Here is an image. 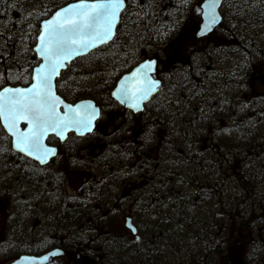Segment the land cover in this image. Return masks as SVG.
I'll return each mask as SVG.
<instances>
[{
  "label": "flooded vegetation",
  "instance_id": "1",
  "mask_svg": "<svg viewBox=\"0 0 264 264\" xmlns=\"http://www.w3.org/2000/svg\"><path fill=\"white\" fill-rule=\"evenodd\" d=\"M24 2L22 4L25 6ZM14 5L15 0H0V90L7 85L13 86V78L22 79L23 74L27 75L28 70L31 68L32 71L38 62L33 50L28 54L26 50L25 54L22 50L13 53V17L19 18V14L13 12ZM199 26L189 33L198 44L189 60L181 59L188 60L187 65L191 64V57L196 56L199 48L207 44L208 36L198 37ZM188 47L184 37L171 48L175 63L179 59V52ZM261 66L264 67V64ZM255 70H258L256 66ZM254 78L261 80L264 76ZM260 86L255 89L261 95L264 89ZM59 91L66 95L62 85H59ZM94 95L99 96L96 92ZM218 98L205 99L200 106L197 103L196 108H192L188 114L196 116V119L191 117L187 119L188 123L192 126L194 121L203 120L202 132L227 130L224 117L213 121L208 130L206 128L209 125L208 115L221 112V102L225 98ZM253 99L264 100V96ZM158 100L153 97L142 111L135 112L121 106L111 96L98 97L96 104L101 112L91 131L83 135L69 132L65 138L55 134L47 136L46 149L49 146L57 150L47 163L17 152L13 136L6 132L0 119L2 264H12L22 255L43 257L36 264H110L116 247H121L124 253L130 255L136 250L139 254L142 250L139 264H178L166 249L150 254L152 263L148 257H144L147 246L153 242L148 238L154 237L156 231L150 216H158L161 207L170 206L169 201L176 193L172 168L168 169L170 161H165L162 154L168 151V146H176L161 144L162 138L156 144L153 138L155 132H177V128L173 120L169 122L163 119L162 111L166 106L159 104ZM260 108L264 110V102ZM220 119L224 123L222 127ZM22 127L24 130L25 125ZM203 128H206L205 131ZM203 140V152L208 154L212 146L210 139L205 137ZM179 153L183 155L184 151L179 150ZM168 156L171 158L172 154ZM148 159H154L156 164L146 166ZM20 167L38 170L40 173L34 181L36 183H32L30 176L17 182L15 173ZM186 167L188 172L195 170L192 160L188 161ZM221 168L223 170L224 166ZM109 169L124 171L132 176L122 181L114 180L107 175ZM13 182L19 185L24 183L25 186L19 190L13 187ZM168 183L170 186L167 188ZM128 201L131 202L130 206ZM13 205L17 208H13ZM136 215L142 218V223L135 219ZM236 215L233 212L235 218ZM235 218H226L229 223L227 229L218 226L215 241L220 247L217 254L223 258L224 264H264V231L251 230L246 235L241 233L236 237L234 229L230 233L235 226ZM129 225L136 231H132ZM115 236L125 240L120 242ZM212 244L215 243L212 241ZM13 250L19 252L13 255ZM111 252L115 253L111 255ZM129 261L127 264H130Z\"/></svg>",
  "mask_w": 264,
  "mask_h": 264
},
{
  "label": "trees",
  "instance_id": "2",
  "mask_svg": "<svg viewBox=\"0 0 264 264\" xmlns=\"http://www.w3.org/2000/svg\"><path fill=\"white\" fill-rule=\"evenodd\" d=\"M24 1L15 0L13 9L14 13L19 14L18 19L13 17V53L22 48L21 50H26L28 54L35 44L36 36L39 32L38 19L45 17L57 7L71 0H42L41 3L38 0H29L34 3H29L27 6L22 4ZM148 1L152 3V9L147 8L143 11V7H145L144 5ZM183 1L143 0V3H141V0H129V5L123 14L116 39L108 46L98 50L104 51L118 48L119 53L121 51L125 52V57L127 58L115 65V63L111 62V59L113 60L114 57L108 54L109 60H105L103 65L96 63L97 69L94 72V80L91 86L85 88L86 92H81V85H67L68 82L62 84V90L65 92L71 91L69 95H75L80 92L82 95L80 98L90 97L94 92L98 94L107 93L117 78L129 70L135 63L143 57L153 55L158 49L165 48L166 45L162 44L161 37L170 28L173 32H176L179 28L181 22L180 12L186 11L187 9V3ZM225 2L227 5L233 3V7L236 10H240L239 12L241 13L237 16L241 17V19H238V24L232 28L224 26L226 24H223L218 31L208 37V47L203 51L197 52V57L201 61H196L195 59L193 61L194 63L192 62L191 64L193 71L197 72H192V74L184 76L178 83H175L174 73L172 82H170V78L172 79L170 71L166 74L168 81L162 87L157 98L159 99V104L169 109L167 110L168 113L171 111L176 116L184 114L186 115V119H188L189 113L187 114L186 108L189 107L192 100L200 106L205 99L211 97L217 98L218 96L216 95L222 92V96L226 98V102L221 107V109H225L224 113L226 114H223L226 115L224 117L226 118V123H228V117L231 116L228 115L229 113L227 111L232 108L231 103L234 106L240 105L242 110L250 109L253 111L252 114H255L253 117L257 120L264 118V110L260 106H257L260 105L259 100H254L253 97L255 96H249V83L247 82V78L264 76V67L261 66V64H264V50L262 49L263 46L258 45L256 34L254 36L249 30L246 31V28L249 29V26L254 31L257 28L264 31V2L255 3L252 0H226ZM19 3H21V6ZM160 4L161 6L159 7L158 5ZM244 6L248 10L260 12V17L257 21L246 17L243 12ZM159 10L176 14V16L172 19H165L158 12ZM129 14L131 15L129 19L132 23H127ZM127 24H130L134 30L132 35L130 33L132 29L128 31L126 29ZM17 25L19 26L15 27ZM124 31L130 33L131 37L128 41L122 43ZM17 36L18 39L21 37L23 39L20 42L23 45L21 47L17 42ZM263 38L264 35L260 37V40ZM231 50L237 53L239 52L240 55L243 54L245 56L244 60L241 62L233 61L230 64L227 60L229 59L227 52H231ZM145 51L146 54L144 53ZM117 55L115 54L118 58ZM14 63L15 58L13 57V67ZM208 64L210 65V70L206 68ZM255 66L258 70H255ZM163 69L165 70L166 66H163ZM28 71L27 75L23 74V78H19L14 83H22L29 80L31 68ZM194 77L202 78V80L197 79L199 83H195L193 81L195 79ZM203 80H206V85L202 84ZM211 82L213 85H210ZM215 114L218 113L215 111ZM186 119H177V121L186 125L188 123ZM216 120L214 118L209 119L207 130L210 128V124ZM202 122L203 120L199 122L194 121L192 126L195 132H173L175 135L174 138H179V144L174 143L177 157H175L176 152L171 153L168 150L162 153L161 151L165 157V161H170L168 169L170 167L172 168L170 170L172 175H174V183L176 185L175 196L178 198L176 202L174 201L175 205L172 206L170 204L167 208L163 206V209L161 207L158 216H150L152 224L156 225V231L154 232V237L148 238V240L159 242L163 250L166 249L165 244L167 242L173 247L181 242L187 243L188 240L182 237L186 236L183 233L199 234V232L205 231L208 238L212 237L216 240L218 226L220 225L222 228L227 229L229 223L226 221V218H231L232 220L234 218L233 212L237 213L236 220L241 226H249L256 231L259 230L257 226H262V231H264V177L249 170L251 160L256 155L264 153V143H261L259 140V137L264 136V132H249L256 129L260 124L253 123L250 120H237L235 118L233 122L240 124L242 131H237L232 126L231 128L225 129L233 132H202ZM205 137L210 139L209 144L212 145L210 148L211 151L208 154L203 152L202 147L204 146L203 139ZM179 150L184 151L183 155L179 153ZM170 153L172 154L171 158L168 156ZM189 160H192L193 168H195L194 172L190 170L188 172L186 166ZM258 163L264 165V158H259ZM223 166L224 168L222 170L221 167ZM235 166L237 167L235 168ZM206 172L210 173L211 179L206 178L202 180L201 177ZM229 175L232 176L230 178L231 182L227 183L224 180ZM250 180L257 184L255 189L248 186ZM169 186L170 183H168L167 188ZM207 186H212L213 189L210 190ZM164 190L166 191V189ZM164 190L162 193H164ZM247 192L253 193V195L250 198V202L246 204L247 208H243L242 204H245L247 201H242V196ZM210 195L216 199L215 205L209 203L208 198ZM194 196L198 198V214L192 215L189 212L190 207H192L189 201ZM211 210L215 213L218 211L217 216L219 222L215 226H211L204 217L205 213ZM230 211L232 212L229 213ZM135 219L141 220L142 218L136 215ZM210 245L211 242H207L200 246H195L196 248L194 249L195 251L197 250L196 254L201 256L204 251L210 249ZM116 248L114 250L116 253L111 252V255L115 254L112 257L113 262L110 264L121 260L120 264L126 263L129 256L121 253V251L123 252L121 247ZM135 257H138V254ZM203 260L205 261V259Z\"/></svg>",
  "mask_w": 264,
  "mask_h": 264
},
{
  "label": "bare ground",
  "instance_id": "3",
  "mask_svg": "<svg viewBox=\"0 0 264 264\" xmlns=\"http://www.w3.org/2000/svg\"><path fill=\"white\" fill-rule=\"evenodd\" d=\"M73 1H77V0H71V1L67 2L66 4H68L70 2H73ZM194 1H196V0H189V1L184 0L183 1L184 3H187V9H186V11H181L180 12L181 13L180 14V18H181L180 26H179V28L177 29L176 32L174 31L175 34L171 30V28L169 27L170 30L168 32L166 31L167 33L161 37L162 38V41H163L162 44H164V45H171L173 43V41H175L176 43L179 44L180 41L184 38V33L185 34H189L190 33V30H192V29L191 28L189 29L187 27L186 28L183 27L184 23L182 25V21H183V18L182 17H183L184 14H186L189 11V7H188V6H190L189 4H192ZM204 1L205 0H201L199 4L196 3L193 6V9L195 8V11L192 13V16H191L192 28H195L199 24L201 26V24L203 22V7H202V3ZM225 1L226 0H223L222 1V4H221V6L219 8V13L222 16L221 23L212 32H210V33H208L206 35H203V36H198V37H206V36L209 37L213 33H215L216 31H218L223 24H226L225 23L224 13H222L223 12V7H225V5H227V3ZM252 1H254L255 3H263L264 2V0H252ZM126 2H127V6H126L125 10H127V8H128L129 0H126ZM141 3H143V0H141ZM180 3H182V2H180ZM259 5H262V4H259ZM144 6L145 7H143V11L146 10L147 8L148 9H150V8L152 9V3L150 1H148ZM243 8H244V11L243 12L245 13V15H246L247 18H249L251 20H256V19H258L260 17V12H257L255 10H248L247 7H245V6ZM158 12L160 14H162L165 17V19H172V18H174L176 16V14L162 12L160 10ZM201 14H202V20L200 21ZM44 19H47V17H44ZM18 26L19 25L15 26V27H18ZM119 26H120V24L118 25V29H119ZM200 26H199V29H200ZM224 26H226V25H224ZM16 39H18V36L16 37ZM18 42H19V39H18ZM112 42H110L109 44H111ZM186 43L188 44L189 47L186 48V50L184 51V53L182 51L179 52V55H178V58L179 59L178 60H180V61L177 60V63H175L176 61L173 58V52H172V50L170 48L168 49V51H166V50H163L162 51V56H163L164 60H166L167 64L165 65L166 66V69L165 70L163 68L160 69L158 75L156 76V79L161 80V85L164 86L167 83L168 79L166 78L167 77L166 74L169 73V71L172 74L171 75L172 76V79L170 78V82L173 81V73H174L175 83H178L177 76L180 79H182L184 76H186L188 74L189 75L192 74V72H197V71H193V69L191 70V67H192L191 64H192V62L195 59H196V61H201V59H199V57H197V52L198 51H203L204 49H206V47H208V44H209L208 39H207V44L205 46H201L199 48V50L196 52V56H194V57L192 56L191 57V60L192 61H191V64L190 65H187L188 60H189L190 56L192 55V53L194 52V50H195V48H196V46L198 44V41L193 36L187 35V37H186ZM109 44L103 45V46H101V48H103L105 46H108ZM21 46L22 45H20V47ZM22 51L25 54L24 50H22ZM144 53L146 54V51ZM183 58H187L188 60L187 61H182L181 59H183ZM214 71H215V67H214ZM194 78L195 79L193 81L196 83V79L198 77H194ZM254 80H255L254 76L253 77H250V78H247V82L249 83V85H248V93H249V96H255V97H258V98H259V96H264V93H262L260 95V94H258L256 92V89H255V87L253 85L254 84ZM260 81H263V83L260 84V85H261L262 89H264V78H262ZM202 84L203 85H206V80H203L202 81ZM210 85H213L212 82L210 83ZM216 90H217V88H216ZM159 93H160V91L158 92V94ZM222 95L223 94L221 92L219 95H216V96H218V97L220 96L221 97ZM221 98H223V97H221ZM221 98H218V99H221ZM225 102H226V98L224 99V101L222 100L221 103H225ZM262 102H264V100L263 99L262 100L260 99L259 100L260 105H257V106H260L261 107V103ZM147 103H145L144 106ZM196 105L197 104L195 102L194 103H191L189 105V107L186 108L187 109V114L190 113V112H192V108H196ZM230 105H231L232 108L231 109H228L227 111L229 113L228 115H231V116L228 117V123L224 122L227 125V126H225L226 128H231L232 126H234V128H236L237 131H242L241 125L233 122V119L235 120V118H236L237 120H242V119L243 120H250L253 123L260 124L259 126L256 127L255 130L257 132H264V118H262L260 120H257L255 117H253L255 114L254 113L252 114L253 111H251L250 109L249 110L248 109L242 110V107L240 105L234 106L233 103H231ZM125 108H127V107H125ZM127 109L133 110L131 108H127ZM167 110H169V109L166 107V109L162 111L164 113L163 114V116H164L163 119H165L166 121L173 120L172 122H174V125H176L177 132H195L194 130H191V129H193V126H191L189 123H187L186 125H184L181 122H178L177 121V119H180V120L186 119V115L179 114V115L176 116L171 111L168 113ZM133 111H135V110H133ZM135 112H138V111H135ZM224 112H225V109H223V108L221 109L220 114H215V113L211 112L208 115V118L209 119H211V118L219 119V117H226V115H224L226 113H224ZM218 115H220V116H218ZM191 117H193L194 120L196 119V116L188 115V119H190ZM219 121H220V127L224 126V123L222 122L223 120L220 119ZM247 123L250 124L249 122H247ZM189 125H190V127H189ZM206 128H207V126H206ZM206 128H203V130L205 131ZM221 132H233V131L222 130ZM80 135H83V134H80ZM156 136H158V137H156ZM174 137H175V135H174L173 132H159V133H156L155 132L153 139H154V142L156 144H159L160 138H162V141L165 139L166 141L165 142H162L161 144L164 143L166 146L168 144H174V143L179 144V142H178L179 138H174ZM259 140H260L261 143H264V136L263 137L262 136L259 137ZM168 150L171 153H175L176 152V149L174 147H172V146H168ZM16 151L19 152V153H22V152H20L18 150H16ZM56 152H55V154L53 156L56 155ZM22 154H24V153H22ZM259 158H264V153H260V154L256 155L251 160L250 169L249 170L255 172L257 175H261V176L264 177V165L258 163ZM214 160H216V159L214 158ZM155 164H156V161L154 159H148L146 161V163H145L146 166H153ZM39 173L40 172L38 170H31V169H28L27 167H20V168L16 169V173H15L16 179L15 180H17V182H18V180L29 179L28 176H30L32 178V183H36L34 181H35L36 177L39 178V175H38ZM107 175L109 177H111L112 179L118 180V181L125 180V179H127V178H129V177L132 176L131 174H129L127 172L117 171V170L112 171L111 169H109V171H107ZM231 177H232L231 175L226 176L224 181L227 182V183H230L231 182L230 181V178ZM206 178H210V173L209 172H206L201 177L202 180H204ZM17 182H13V187L14 188L17 187V188H19V190L20 189H23V186H25L24 183L19 185ZM248 186L250 188L253 187V189H255V187L257 186V184H255L254 181L250 180ZM207 188L210 189V190L213 189L212 186H207ZM252 195H253V193L247 192V193H245L242 196V201H244V202L247 201L245 204H242V207L243 208H247V205L246 204L248 202H250V200H251L250 198H251ZM177 199L178 198L176 196H174L169 201V203L173 206V205H175L174 204V201L176 202ZM208 201H209V203L211 205H215V203H216V199L215 198H212L211 195L208 198ZM189 203L192 206V207H190V211L189 212L192 215H195L196 213L198 214V198L194 196L193 198L190 199ZM13 208H17V207L13 205ZM230 212H232V211H230ZM204 217H205V219L208 221V223L211 226H215L219 222L217 214L214 211H212V210L209 211V212H207V213H205ZM249 229L253 230L251 227ZM257 229L263 230V227L262 226H257ZM183 235H186V236H182V235L181 236L182 237H185L188 240L187 243L186 242H181V243L177 244L174 247L171 246L169 244V242H167L165 244L166 250H168L169 252H171L173 259L178 264H210L209 261H212L214 264H224L223 258L220 257L217 254V251H218V249L220 247L219 243L217 241H215L212 237H209L208 238L205 231H201V232H199V234L183 233ZM115 237L120 242H123L125 240L121 236H115ZM212 241L215 244H212ZM207 242H211L210 249H208L207 251H204L201 254V256L197 255L196 254L197 250L195 251V249H194V248H196L195 246H198V245L200 246L201 244H205ZM160 249H162V247L160 246V244L157 241H153V242H151L147 246L146 251H145V254L146 255L144 257L145 258L148 257L149 262L152 263L153 260H152V257H151L150 254H153L154 252H156V251H158ZM227 251H228V249L226 247L225 252L227 253ZM121 253L123 254L124 251L123 252L121 251ZM124 254H127V253H124ZM136 254H138V251L137 250L132 255L127 254L129 256V259L124 264H127V262L130 259H131L129 261L130 264H139L140 263V259L143 256V252L141 250L139 252V254H138V257H135ZM34 257L40 258V259L43 258V257H37V256H34ZM203 259H205V261ZM121 261H116V262H114L112 264H120ZM36 262L34 264H36Z\"/></svg>",
  "mask_w": 264,
  "mask_h": 264
},
{
  "label": "water",
  "instance_id": "4",
  "mask_svg": "<svg viewBox=\"0 0 264 264\" xmlns=\"http://www.w3.org/2000/svg\"><path fill=\"white\" fill-rule=\"evenodd\" d=\"M223 0H215V8H214V14L217 17V22L215 24H210V13L213 11V4L214 0H205L202 3L203 7V22L200 26L198 36L206 35L210 32H212L222 21V16L219 13V8L222 4ZM108 0H77L70 2L59 9H57L49 18L44 19L41 22L40 25V32L37 37V43L34 47V50L40 58L41 62L34 68L33 74H32V82L28 86H6L1 91L0 94H3L5 96V99H15V93L14 92H5V89H23L27 90L30 87H33L38 82V71L43 69L42 72H39V76H49L51 80V92L54 93V97H58V100L56 101V111L57 115L61 117L64 121L67 122V127L65 128L63 125L60 129H57L56 131H52L51 129L47 132L48 133H58L63 136L66 135L69 131L75 130L77 133H85V131L92 129V127L95 124L96 119L99 116L100 109L95 105V102L90 99H84L81 101H78L75 104L68 103L64 100L63 97H61L59 94H57L56 89V80L60 77L61 72L67 68V65L70 64L73 60L77 59L78 57L85 56L89 54L91 51L109 44L112 42L116 36L117 28L121 20V15L123 11L125 10L127 6V2L125 0L124 6L122 9L117 13L115 22L112 26V36L110 39H107L105 41H101V36L103 35V28L97 26V29L95 31L90 29H84L83 31H76V29H80L84 23V17L82 15H78L77 13H85L90 11L91 6L94 4L99 3H107ZM83 5L84 7H80ZM68 9V11H65ZM103 12V10H101ZM97 13H92V16L89 18L88 22L92 23L94 18L96 17ZM77 20L78 23L76 25L70 24L71 20ZM59 20L61 23L65 24V29H59L57 26L56 31L57 32H67L72 36V38L76 39L77 41H80L81 39L85 41V43H77L71 46V54L68 53H62L59 55L58 59L61 64H63V67L59 68V73L56 75H53L52 73V61H47L43 55H41V52L39 51L42 48L41 36H46L45 43H48V38L51 37L52 30L51 28L48 29L47 35L45 30V25H49L50 22H55ZM107 25H105L106 27ZM96 31H99L101 33V36L96 35ZM95 45V46H93ZM53 49H55V42L53 41L50 45ZM79 53V54H76ZM67 56V58H65ZM56 59V57H54ZM157 59H146L136 66H134L129 72L125 73L117 82V85L115 89L112 91V96L124 107L131 108L135 111L142 110L144 107V104L147 103L151 97L156 94L159 90V87L161 85V80L156 79V68H157ZM144 65H148V67H144ZM0 103H3V101H0ZM132 105H136V107H132ZM61 108L63 111H61ZM1 123L5 130L13 136V144L14 148L18 151H20L18 148H16V135H13V132L20 133V132H27L31 125L28 124V122L20 118L16 127L13 129V132H10L8 130V127L10 125V121L5 120L4 117H0ZM91 122L90 125L88 122ZM21 123H26L27 127L25 130L21 128ZM46 134V135H47ZM46 135L43 137L45 140ZM44 148L45 143L42 141ZM48 149H54L56 152V148L48 147ZM21 152V151H20ZM26 155L27 152H22ZM30 156V155H28ZM31 157L35 158V154ZM51 157V156H49ZM36 159V158H35ZM49 159V158H48ZM38 160V159H37ZM40 161V160H39ZM37 260H41L40 258H36L31 255H23L18 260L13 262V264H34Z\"/></svg>",
  "mask_w": 264,
  "mask_h": 264
},
{
  "label": "snow or ice",
  "instance_id": "5",
  "mask_svg": "<svg viewBox=\"0 0 264 264\" xmlns=\"http://www.w3.org/2000/svg\"><path fill=\"white\" fill-rule=\"evenodd\" d=\"M125 0H108L107 3H99L91 6L90 11L85 13H77L84 17V23L80 29L76 31H83L84 29H90L95 31L97 26L103 28V35L99 31H96L97 36H101V41L110 39L112 36V26L115 22L117 13L124 6ZM80 7H84L81 5ZM215 0L213 4V11L210 13L211 19L210 24H215L217 22V17L214 14ZM103 10V12H101ZM65 11H68L66 9ZM92 13H97L92 23L88 20L92 16ZM77 20L73 19L70 24L76 25ZM105 25H107L105 27ZM57 26L59 29H65L66 25L61 23L59 20L55 22H50L49 25H45L46 35L48 29L51 28L52 34L48 38V43H45L46 36H41L42 48L39 50L41 55L45 57L47 61H52V73L56 75L59 73V68L64 65L60 63L58 57L62 53L71 54V46L74 44L85 43L82 39L77 41L72 38L67 32H57ZM55 42V49L50 47L52 42ZM95 46V45H93ZM79 54V53H76ZM56 57V59H54ZM67 58V56H65ZM148 67V65H144ZM38 71V82L33 87L27 90L23 89H5V92H14L15 99H5L3 94H0V117H4L5 120L10 121L8 130L13 132L20 118L25 119L31 127L27 132L16 133V148L21 152H27L28 155L32 156L35 154V158L40 160L41 163H47L49 156L55 154L54 149H46L43 146V137L51 129L56 131L60 129L63 125L67 127V122L57 115L56 111V101L58 97H54V93L51 92V80L49 76H39ZM136 107V105H132ZM90 121L88 124L90 125ZM90 130V127L88 128ZM132 231H136L129 225Z\"/></svg>",
  "mask_w": 264,
  "mask_h": 264
},
{
  "label": "rangeland",
  "instance_id": "6",
  "mask_svg": "<svg viewBox=\"0 0 264 264\" xmlns=\"http://www.w3.org/2000/svg\"><path fill=\"white\" fill-rule=\"evenodd\" d=\"M24 1V0H23ZM48 1V0H47ZM54 1V0H53ZM157 1V0H156ZM200 1L201 0H196V1H194L192 4H189L190 6H188L189 7V11L186 13V14H184L183 15V21H182V25H183V23H184V25H183V27H187V28H191L192 29V22H191V16H192V13L195 11V8L193 9V6L197 3V4H199L200 3ZM38 2L39 3H41L42 2V0H38ZM22 3V2H21ZM21 3H19V5L21 6ZM33 4L34 2H31V1H29V0H26L25 2H24V4H25V6H27L28 4ZM166 5V4H165ZM234 5H233V3H230L228 6L227 5H225V7H223V12L222 13H224V16H225V23H226V26H228L229 28H232L233 26H236V24H238V19H241V17H239V16H237L239 13H241V12H239L240 10L238 9V10H236V8H234L233 7ZM252 7V6H251ZM243 10H244V8H243ZM40 17V16H39ZM131 17V15L129 14V16H128V18H127V23H132V21H130V18ZM42 18L43 17H40L38 20H39V22L42 20ZM255 21H257V19L255 20ZM263 27V26H262ZM236 28V27H235ZM126 29H127V31L128 30H130V29H132V27L130 26V24H127V27H126ZM250 31L254 36H255V34H256V38L258 39V45H261V46H263V50H264V38L263 39H261L260 40V37L262 36V35H264V31H261V30H259V28H257L255 31L251 28V26H249V29L248 28H246V31ZM127 31H124V35H123V40H122V43L123 42H126V41H128L129 40V38L131 37V35L133 34V32H134V30L132 29V31H130V33H131V35H130V33H128ZM261 31V32H260ZM187 35H190V34H187ZM187 35L184 33V37H187ZM256 39V40H257ZM21 41H23V39H22V37L21 38H19V42H18V39H17V42L19 43V46L20 45H22L20 42ZM261 41V42H260ZM257 43H256V45H257ZM23 46V45H22ZM261 49V50H262ZM119 49L118 48H114L113 50H101V51H98V52H94L92 55H90V56H88V57H85V58H81V59H79L75 64H74V66H73V69H72V72L75 74H77L76 76H79V77H81V86H82V88H80V90H81V92H86V90H85V88L86 87H89V86H91V83H92V81L94 80V72H96L95 70L97 69V64L98 65H103V62H105V60L107 61V60H109V56H108V54H110L111 56H113L114 58H113V60L111 59V62L112 63H115V65H117V64H119V62H121V60H123V59H125V58H127V57H125V55H126V53L125 52H120L119 53V51H118ZM186 50V48H183L181 51L182 52H184ZM255 50V49H254ZM115 54H118L117 56H118V58L115 56ZM228 54V55H227ZM227 54H225V55H227V56H229V59H227L228 61H229V63L231 64V62L233 63V61H242V60H244V55L243 54H241L240 55V53L238 52H236V51H233V50H231V52L229 51V52H227ZM17 58H18V56H17ZM239 59V60H237V59ZM97 63V64H96ZM210 65H211V63H210ZM210 65L208 64V67H210ZM212 67V66H211ZM99 68V67H98ZM184 75V74H183ZM67 76V75H66ZM78 77V78H79ZM198 80H202V78H197ZM196 79V83H199V81ZM177 81L179 82V81H181V79L177 76ZM263 83V81H260V80H254V87H256V86H259V84H262ZM261 87V86H260ZM259 87V88H260ZM262 88V87H261ZM73 97H75V99H78V98H80L82 95H81V93L80 92H78L77 94H73L72 95ZM156 135V134H155ZM158 135V134H157ZM156 137H158V136H156ZM166 140L164 139L162 142H165ZM167 143V142H166ZM203 145H204V140H203ZM203 147V146H202ZM73 179V178H72ZM117 189V188H116ZM115 196H116V194H115ZM113 201H115L114 199H113ZM134 202V201H133ZM105 203H108V202H104V204ZM103 204V203H102ZM128 205L130 206L131 205V202L130 201H128ZM216 214H218V211L216 212ZM116 222V221H115ZM247 230L248 229H244V230H238V229H236L235 230V236L236 237H239V235L241 234V232H242V234H246L247 233ZM230 233H231V231H230ZM230 233H228L229 235H230ZM17 252H19V250H13V255H15ZM3 260V259H2ZM209 263L210 264H214L212 261H209ZM0 264H2L1 262H0Z\"/></svg>",
  "mask_w": 264,
  "mask_h": 264
}]
</instances>
